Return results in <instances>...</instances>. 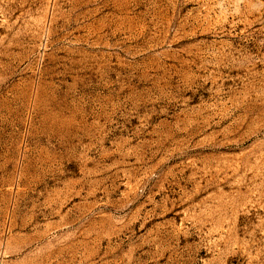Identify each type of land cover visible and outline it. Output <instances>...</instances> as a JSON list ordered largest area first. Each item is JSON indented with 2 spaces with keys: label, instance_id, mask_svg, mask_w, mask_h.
<instances>
[{
  "label": "rangeland",
  "instance_id": "1",
  "mask_svg": "<svg viewBox=\"0 0 264 264\" xmlns=\"http://www.w3.org/2000/svg\"><path fill=\"white\" fill-rule=\"evenodd\" d=\"M0 264H264V0H0Z\"/></svg>",
  "mask_w": 264,
  "mask_h": 264
}]
</instances>
